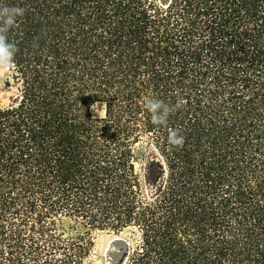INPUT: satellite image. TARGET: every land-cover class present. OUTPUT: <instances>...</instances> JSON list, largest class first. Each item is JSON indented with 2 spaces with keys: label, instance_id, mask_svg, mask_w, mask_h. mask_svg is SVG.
Returning <instances> with one entry per match:
<instances>
[{
  "label": "trees",
  "instance_id": "obj_1",
  "mask_svg": "<svg viewBox=\"0 0 264 264\" xmlns=\"http://www.w3.org/2000/svg\"><path fill=\"white\" fill-rule=\"evenodd\" d=\"M0 7L25 10L7 32L21 96L0 101V264H90L100 233L126 236L108 264H264V0Z\"/></svg>",
  "mask_w": 264,
  "mask_h": 264
},
{
  "label": "clouds",
  "instance_id": "obj_2",
  "mask_svg": "<svg viewBox=\"0 0 264 264\" xmlns=\"http://www.w3.org/2000/svg\"><path fill=\"white\" fill-rule=\"evenodd\" d=\"M24 9L21 7H0V72L14 70V57L16 55V46L8 42L7 32L15 25L18 17L24 15ZM181 102L177 101L175 108L178 109ZM146 108L151 114V121L154 125L166 126L168 117L173 112V108L164 101L158 99H149L146 102ZM169 145L182 148L185 138L177 130H170L168 133Z\"/></svg>",
  "mask_w": 264,
  "mask_h": 264
},
{
  "label": "rangeland",
  "instance_id": "obj_3",
  "mask_svg": "<svg viewBox=\"0 0 264 264\" xmlns=\"http://www.w3.org/2000/svg\"><path fill=\"white\" fill-rule=\"evenodd\" d=\"M21 96L20 84L13 77V70L0 72V101L2 105L14 103ZM105 110L101 105L94 108V114L98 116L104 115ZM117 235L109 233L98 234L97 247L95 255L90 259V264H108L110 255H119V247L122 240L126 238L116 239Z\"/></svg>",
  "mask_w": 264,
  "mask_h": 264
},
{
  "label": "water",
  "instance_id": "obj_4",
  "mask_svg": "<svg viewBox=\"0 0 264 264\" xmlns=\"http://www.w3.org/2000/svg\"><path fill=\"white\" fill-rule=\"evenodd\" d=\"M120 238H122V236H116V239H120Z\"/></svg>",
  "mask_w": 264,
  "mask_h": 264
}]
</instances>
